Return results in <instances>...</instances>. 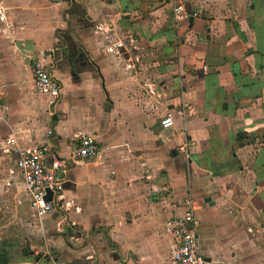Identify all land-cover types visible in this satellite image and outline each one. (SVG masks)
Segmentation results:
<instances>
[{
    "label": "crops",
    "instance_id": "0c3cea01",
    "mask_svg": "<svg viewBox=\"0 0 264 264\" xmlns=\"http://www.w3.org/2000/svg\"><path fill=\"white\" fill-rule=\"evenodd\" d=\"M43 145L38 216L17 151ZM188 211L205 264H264V0H0V264H169Z\"/></svg>",
    "mask_w": 264,
    "mask_h": 264
},
{
    "label": "built area",
    "instance_id": "2783aa9c",
    "mask_svg": "<svg viewBox=\"0 0 264 264\" xmlns=\"http://www.w3.org/2000/svg\"><path fill=\"white\" fill-rule=\"evenodd\" d=\"M174 13L187 14L184 5L174 8ZM197 13H192L196 16ZM33 79L37 92L46 93L49 103L54 106L62 96V86L48 71L42 61L35 60L32 64ZM161 127L173 125L170 114L160 121ZM49 147L46 145L29 150L17 151V165L21 170L24 187L30 197V206L38 216H44L55 211L62 199L63 181L59 174L66 169V161L54 160L50 166L45 164ZM99 147L93 137L85 135L79 138L70 155L71 160L86 159L96 156ZM51 199L47 200V193ZM192 214L184 216L172 215L165 221V230L176 238V244L171 250L169 264H205V259L197 251L196 234L191 226ZM264 232V231H263Z\"/></svg>",
    "mask_w": 264,
    "mask_h": 264
},
{
    "label": "water",
    "instance_id": "95a60500",
    "mask_svg": "<svg viewBox=\"0 0 264 264\" xmlns=\"http://www.w3.org/2000/svg\"><path fill=\"white\" fill-rule=\"evenodd\" d=\"M46 199H47V200H50V199H51V192H48V193H47Z\"/></svg>",
    "mask_w": 264,
    "mask_h": 264
},
{
    "label": "bare ground",
    "instance_id": "6f19581e",
    "mask_svg": "<svg viewBox=\"0 0 264 264\" xmlns=\"http://www.w3.org/2000/svg\"><path fill=\"white\" fill-rule=\"evenodd\" d=\"M34 90V89H33ZM39 94V93H38ZM45 95H47L46 93H45ZM51 114V113H50Z\"/></svg>",
    "mask_w": 264,
    "mask_h": 264
}]
</instances>
